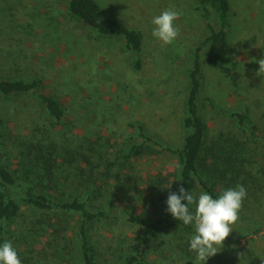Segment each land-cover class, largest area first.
I'll return each mask as SVG.
<instances>
[{"label":"rangeland","instance_id":"374dc122","mask_svg":"<svg viewBox=\"0 0 264 264\" xmlns=\"http://www.w3.org/2000/svg\"><path fill=\"white\" fill-rule=\"evenodd\" d=\"M96 1L112 17L141 33L140 71L134 70V56L121 51V41L102 39L79 27L68 16L65 0H0V73L41 75L43 92L59 97L66 106V118L50 134L62 158L70 159L69 152L80 145L94 151V163L101 155V165L110 180L107 185L98 180L104 194L98 203L104 206L114 193L117 208L112 211L113 219L97 225L94 233L102 253L100 264H113L118 260L115 249L119 244L126 245L138 230L124 222V210L134 207L145 218L155 213L157 197L147 189V180L160 174L170 182L176 166V159L165 152L126 159L129 136H135L128 123H143L162 144H180L187 70L193 48L204 39V26L193 10L194 0ZM230 1L228 63H235L237 85H231L218 71L203 68L206 80L202 95L210 97L216 106L203 102L200 107L210 140L228 130L244 138L230 111L245 112L259 125L264 115V63L260 61L264 60V0ZM166 9L181 13L175 21L179 35L171 45H162L151 35L152 17ZM0 115L6 120V147L11 166L16 169L22 149L17 140L30 135L36 125L49 127L47 116L34 95L0 98ZM256 134L247 143L257 183L253 185L254 194L248 202L242 201L232 232L221 251L206 264H264V144L261 132ZM79 165L83 167L84 163ZM59 175L65 176L62 172ZM197 190L194 186V195ZM82 192L68 182L57 183L51 191L63 198L77 193L83 198ZM187 230L190 235L194 233L191 225ZM183 233H174L169 227L158 234L157 245L174 241L176 250L162 248L157 252L152 248L148 264H185L182 259L188 258L177 249L180 237L187 236ZM50 239L43 235L32 243L28 256L33 262L71 264L65 253L57 254V245ZM22 250L20 246L18 252ZM189 257L187 264H199L195 254Z\"/></svg>","mask_w":264,"mask_h":264},{"label":"trees","instance_id":"16d2710c","mask_svg":"<svg viewBox=\"0 0 264 264\" xmlns=\"http://www.w3.org/2000/svg\"><path fill=\"white\" fill-rule=\"evenodd\" d=\"M65 1L68 16L79 27L102 39H118L122 42L121 51L134 56V70L142 69L139 54L143 40L137 29L112 17L96 0ZM193 10L204 26V39L193 48L187 70L184 113L180 120L183 131L180 144H162L156 136L146 131L143 123H128L135 136H129L126 159L145 154L168 153L176 159L175 170L170 175L172 180L169 182L160 174L147 180V189L157 197L156 211L149 218L136 212L134 207L124 210V222L137 226L138 230L126 245L119 244V249H115L118 260L113 264H148L151 250H176L174 241L163 246L156 242V236L169 227L174 228V233L181 231L188 236L180 237L182 240L177 244L182 257L188 258L182 261L188 263L190 254H195L189 251L191 235L187 226L165 211L164 203L169 192H176L181 186L192 192L195 186L198 192L206 191L215 197L224 189L240 184L246 189L247 195L243 199L246 202L254 194L253 185L257 183L251 170L252 150L247 143L251 138H256V132H261L264 144V115L261 117L262 125H259L248 119L245 112L230 111L229 116L235 120L244 138L228 130L227 133L220 132L219 138L210 140L208 126L200 113L203 102L216 107L210 97L202 95L206 80L203 68L218 71L231 85H237L235 63H228L231 1L194 0ZM27 74L32 76L30 71ZM28 95L37 98L47 116L49 127L46 128V124L36 125L30 135L17 140L22 149L17 168L13 169L6 147V120L0 115V241L10 240L17 251L23 246L24 250L18 252L23 264H35L28 254L32 251V243L39 241L43 235L50 237L49 242L57 245L59 256L65 253V257L72 259L65 258L71 260V264H100L102 253L99 252L94 232L97 225L113 219L112 211L117 208L114 193L104 206L98 203L104 197L103 189L97 184L98 180L104 185L110 180L101 165L102 157L97 155V162L94 163V151L80 145L69 152L70 159L62 158L50 134L51 129L66 118V106L59 97L43 92L41 75L25 77L14 76L10 71L6 75L0 73V98ZM80 162L84 163L83 167H80ZM59 172L65 176L61 177ZM65 182L78 190H84V197L81 198L77 193L63 198L51 193L57 183ZM167 183H171L170 188H167Z\"/></svg>","mask_w":264,"mask_h":264},{"label":"clouds","instance_id":"9594fccd","mask_svg":"<svg viewBox=\"0 0 264 264\" xmlns=\"http://www.w3.org/2000/svg\"><path fill=\"white\" fill-rule=\"evenodd\" d=\"M180 15L177 10L166 9L153 16L152 37L162 45L173 44L179 35L175 21ZM260 61L264 63V60ZM170 187L171 183L167 188ZM246 195L245 187L240 184L224 189L215 197L206 191L194 195L182 186L176 192H169L164 202L165 211L183 225L194 228L188 246L189 251L195 253L199 264H206L209 258L221 251L223 241L239 219L238 214ZM0 264H22L10 240L0 241Z\"/></svg>","mask_w":264,"mask_h":264}]
</instances>
